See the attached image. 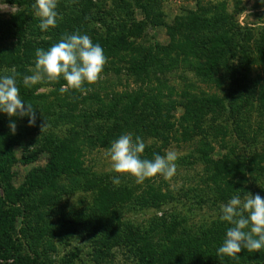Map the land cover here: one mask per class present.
Returning <instances> with one entry per match:
<instances>
[{"label":"rangeland","instance_id":"rangeland-1","mask_svg":"<svg viewBox=\"0 0 264 264\" xmlns=\"http://www.w3.org/2000/svg\"><path fill=\"white\" fill-rule=\"evenodd\" d=\"M23 8L0 0V20H12ZM221 11L232 19L219 31L213 21ZM194 18L198 22L192 27L189 22ZM238 26L253 35L249 70L234 73L231 65L238 68L237 60L233 63L226 55L210 75L198 76V68L206 63V40ZM263 29L264 0H35L24 40L36 45L73 41L81 47L66 50L64 57L51 48L49 54L42 53L51 61L28 67L25 82L37 85L35 94L47 96L56 112H62L61 119L55 120L57 113L45 123L15 122L8 113L9 100L20 98L12 90L10 76L16 72L11 53L21 35L10 29L0 32V52L11 55L6 61L0 57V124L10 134H25L23 145L30 146L31 152L47 135L80 141L85 165L79 185L69 186L56 202L40 207L35 203L37 195L26 199L38 207L26 220L32 240L20 236L23 219L15 223L13 235L22 241L23 255L39 264H141L133 249L117 239L120 230L111 234L106 229L102 242L90 234L89 219L78 223L74 219L92 209H106L119 213L126 226L156 229L163 219L179 231L186 230L195 243L186 245L181 263L202 264L200 260L204 262L216 250L210 257L214 264H264V53L259 52ZM113 39L120 45L110 51L105 41L110 44ZM155 44H174L179 60L169 73L157 72L143 84L130 73L129 50ZM141 89L174 101L176 109L158 119L139 110L122 128L117 127L108 104ZM193 95L226 98L235 112L193 119L184 107L191 109ZM58 103L63 104L58 107ZM149 148L158 155L154 163V156L149 158L145 152ZM205 150L212 161L235 151L243 167L232 175L208 170ZM135 151L145 153L142 161ZM15 153L20 158L23 147L17 146ZM47 160L48 154L40 153L32 163L15 165V187ZM156 238L151 244L147 239L143 243L155 247L161 261L163 245ZM203 264H210V259Z\"/></svg>","mask_w":264,"mask_h":264},{"label":"trees","instance_id":"trees-1","mask_svg":"<svg viewBox=\"0 0 264 264\" xmlns=\"http://www.w3.org/2000/svg\"><path fill=\"white\" fill-rule=\"evenodd\" d=\"M9 1L23 6L24 8L12 20H0V32L4 33V31L10 29L14 32V35H21V40L16 44L15 51L11 53L16 72L15 75L10 76L11 83L13 84L12 90H15V93L17 92L20 98H12L9 100L11 103L9 102L8 113L14 120L16 119L15 122L32 121L35 123H45L51 119L50 117L52 115L57 113L58 115L55 120L58 118L61 119L60 113L62 112H56L57 107L53 104H49V98L47 96H38L35 94L38 86L25 82L26 77L30 76L28 67L32 65L40 67L44 60L51 61L49 55L44 56L42 54L43 52L49 54V49L51 48L64 57L63 53H67L66 50L71 52L81 48L80 44L73 41H64L62 43L53 41L36 45L33 41H25V32L33 11L35 0ZM229 19L231 21L232 18H229L224 11H221L219 16L213 21V28L216 27V30L219 31L224 29L229 24ZM194 21L196 23L198 22L196 18L189 22L192 27L196 25ZM185 29H188V27H185ZM198 29H200V26H197L196 30ZM224 32L226 33L217 37L215 32L213 36L206 40L204 44L207 45V49L204 50L206 52L204 55L206 63L203 67L198 68V76L204 78L205 75H210V70L217 69L222 61H226V55L232 59L233 63L237 60L239 69L231 65L234 73H238L240 69L248 71L250 65L253 64V60L250 58V44L253 40L251 31H243L241 27L238 26L237 28L230 27L227 31L225 29ZM184 35L185 37L191 36V34ZM261 37L260 42L262 50L259 49V45L258 49L261 55H263L264 33ZM93 43L99 44L100 42L94 40ZM107 43L108 42L105 41V44L110 46V51H113L115 46L120 45L116 39H113L110 44ZM129 51V55L132 57L130 73H132L138 81H142L143 84L146 82L147 78H150L157 72L162 74L169 73L173 65L179 60V51L174 44L167 46L155 44L148 48L139 46V48H132ZM174 52L177 53L176 57L173 56ZM11 55L2 53L0 57L3 58L2 61H6L9 60ZM95 55L100 56L99 50H95ZM68 63L70 64L71 61ZM160 95L161 94L157 96L150 95L149 91L143 89L136 93L126 92V94L114 98L113 101L108 104V109L112 113L111 116L113 121L116 122V126L121 128L129 121L128 118L131 116L133 117L136 111L138 112L139 110L143 113L144 111L150 112L149 117L151 118H162L164 113H167L170 109H176L177 106L172 100L164 101ZM192 100H195L193 105H196H191V109H189L188 105L187 107L184 104L182 105L186 108L187 114L193 119H203L208 113L215 114L217 112L221 113L222 111L227 112L228 110L229 114L235 112L232 103H229V105L226 104V98L220 99L215 95L197 98L193 95ZM261 101L264 104V88ZM58 104V107L62 106L61 103ZM64 118L67 119L68 117ZM24 138L25 134H10L2 127V124H0V264H39L37 261H32L28 256L23 255L22 241L18 238H14V235L17 233L15 223L18 218L23 219V224L19 230L20 236L29 238L30 240H32L33 237L32 232L29 231V220H26L29 215L34 213L38 206H30L26 203V199L30 198V196L37 195V202L35 203L40 207L56 202L58 198L68 192L69 186L74 188L79 185L80 177L85 172L83 147H81L82 142H74L73 140L62 141L47 135L36 144L37 150L31 152L30 146L23 145ZM86 140L88 141V139ZM101 142L104 146H109L107 140L104 142L101 140ZM95 143L96 142H90V145L94 146ZM17 146L23 147V153L20 158H17L15 153V148ZM230 148L233 150L235 146ZM151 150L152 148H149L146 149L145 152L149 154V158L154 156V159L151 161L154 163L157 161L158 155L152 153ZM40 153L48 154L47 163L42 167L32 169L26 175L25 182L21 186L15 187L13 184L15 176L13 168L15 165L18 163L24 165L32 163ZM143 154L145 153L141 151L134 152V156L139 161H142ZM205 154L207 157L205 163L212 167L209 166L208 170L220 169L222 170V174L232 175L231 173L234 171L237 172L243 167L239 165L238 161L240 158L235 151L229 154L226 153L224 158L216 161H212V159L208 157L209 153L206 152V150ZM232 157L234 160H232ZM242 162L240 164H242ZM237 164L239 165L238 167ZM65 179L68 180V183L63 182ZM225 185L228 187L230 184L225 183ZM161 198H163V196L158 198L159 201ZM85 218L90 220L92 228L90 234L95 236L99 241L103 242L110 230L111 234L114 233L115 229L120 230L119 233L122 235H118L120 238L117 239H121V241H124L126 245H129L130 248L133 249L135 256L139 257L141 264H185V262H179V259L183 257L186 245L189 242L195 243L187 236L186 230L182 229V231H179L176 225L173 223L166 224L163 219H160V221L155 224L158 226L156 229H151L149 227H133L131 225L126 226V224L122 222L119 213L106 209H92L89 214L83 212L81 215L78 214L74 219H77L76 222L78 223ZM65 219L68 220L67 218ZM161 221H163L164 224H161ZM106 229L109 231L107 232ZM35 231L36 229H34V232ZM202 236L205 237V235ZM154 237H157L156 241L160 245H163L161 261L158 260L156 256L155 247H148L146 245L147 242L151 244V241H154ZM36 239H38V237ZM144 239H147L146 243H143ZM212 251L214 252L209 253V256H205L204 262L201 259L200 263L203 264L210 259V264H214L210 257L216 253V250ZM204 253L206 254V252ZM9 260H13V262L8 263L7 261Z\"/></svg>","mask_w":264,"mask_h":264}]
</instances>
